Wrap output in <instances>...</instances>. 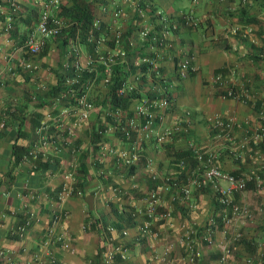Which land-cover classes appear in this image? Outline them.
Wrapping results in <instances>:
<instances>
[{"label": "crops", "instance_id": "0c3cea01", "mask_svg": "<svg viewBox=\"0 0 264 264\" xmlns=\"http://www.w3.org/2000/svg\"><path fill=\"white\" fill-rule=\"evenodd\" d=\"M15 1L21 11L12 15L8 41L0 36V121L4 123L0 130V249L11 252L22 264H35L34 252H40L45 261L53 258L57 264H100L103 246L120 244L125 249V258L115 257L113 264H148L154 254L164 256L161 264H182L183 249L178 239L189 226H202L217 213L218 207L214 203L212 185L192 188L183 200L172 198V189L162 188L165 176L171 173L179 184H184L185 172L190 173L198 166L192 161L191 169L181 168L183 177L180 170L176 171L169 163L167 148L185 149L193 144L214 154L221 170L237 176L258 170L260 179V186L249 185L232 195L236 203L247 207L250 217H236L229 223H221L212 233L211 243L198 244L200 256L194 264H248L247 260L264 264V140L255 136L258 110H264V0H248L244 6L238 0H143L150 8L164 14L190 10L198 19L197 27H179L168 34L159 49L163 77L171 84L172 105L165 123H179L181 130L160 145L153 140L141 143L140 153L151 159L150 168H145L142 161L133 168L119 166L109 155L100 160L98 148L90 142V131L98 114L94 110L88 121L75 130L71 144L59 136L57 151L51 152L50 161H37L35 169L14 162L11 150L13 144L26 147L40 119L47 113H55V109H51L52 100L45 99L42 91L55 83L57 62L61 57L56 42L49 40L46 52L32 59L37 68H21L20 62L27 56L19 40L26 30L34 27L38 15L30 13L29 9L42 7L44 0ZM112 1L123 9L118 22L122 28L139 19L127 0ZM109 3L110 0H102L91 10L93 17H100L104 24L110 23L109 13L101 12L99 6ZM246 16H254L258 23L242 25L240 22ZM137 24L139 27L140 23ZM2 26L3 16L0 15V28ZM107 31L104 30L107 39L102 49L110 46ZM135 33L131 30V41L139 44ZM78 46L84 55L87 48ZM188 57L195 70L190 77L179 78L176 65ZM216 70H221L219 73L228 78L230 85L246 89L248 96L233 99L222 95L218 84L211 81ZM212 114L231 119L233 125L228 138L217 136L210 129ZM59 128L54 126L51 131L63 136ZM104 141L115 149L127 146L126 141L113 132L105 133ZM72 143L78 152H71ZM71 166L75 167L77 189L62 203L67 216L55 227L66 247L54 243L44 249L42 235L50 221L49 210L55 204L51 199L61 180V172ZM98 167L104 169L103 176L97 174ZM151 189L159 196L151 222L159 234L156 239L137 236L144 197ZM29 210L35 211L37 221L28 226L23 236H11L10 227L18 225ZM164 212H168L166 217L161 216ZM88 218L93 223L82 228ZM108 225L114 228L110 233L105 230ZM122 231L126 234L122 235ZM235 232L239 234L236 239ZM223 245L228 247V253L220 263Z\"/></svg>", "mask_w": 264, "mask_h": 264}, {"label": "built area", "instance_id": "2783aa9c", "mask_svg": "<svg viewBox=\"0 0 264 264\" xmlns=\"http://www.w3.org/2000/svg\"><path fill=\"white\" fill-rule=\"evenodd\" d=\"M127 1L134 14L140 18V26L135 34V39L139 44L132 42L131 35H126L125 28H122L118 23L123 15V9L117 2L110 0L109 5H100L101 12L109 13L110 23L103 24L100 17H93L90 30L85 35L86 41L93 44L92 52L82 55L77 43H71L65 49L60 64L63 70H71V74L65 76L64 84L68 88L61 96H68L70 101L67 100L65 105H58L60 97L52 99L51 109H55V113H47L40 119L33 130V139L23 149L18 160L19 163L27 165L29 169H35L37 161H50L51 154H53L51 152H56L58 148L57 138H63L70 145L76 135L75 130L88 121L90 113L94 110L99 114L100 122L106 124L105 119L108 117L111 119L110 121L106 119L108 121L102 136L97 142H94L98 148V154L101 156L100 160L105 155H109L119 166L128 167L142 161L145 168H150L151 159L142 157L140 153L141 143L145 140H153L156 145H160L173 133L181 130L182 127L179 123L171 125L165 123L167 111L172 105L169 89L171 84L167 82L166 77H163L159 49L164 46L168 34L179 27L195 28L198 25V19L190 10L169 15L150 8L147 1ZM239 1L245 3L247 0ZM61 4L62 0H44L34 27L25 35L20 45L23 53L27 56L26 60L20 62L22 69H36L37 65L32 59L37 56L45 42L58 35L66 25L58 14ZM18 11L19 5L15 0H0V15L3 16L0 36H3L6 41L9 39L12 15ZM105 29L109 32L110 46L108 49L101 48L107 39L104 33ZM176 66L179 78H184L195 70L191 64V57L179 60ZM114 78L118 80L117 85H114ZM211 81L218 84L226 97L242 99L248 96L246 89L242 86L237 88V86L230 85L227 83L228 78L221 73L213 74ZM133 92L139 95L136 102L129 103L127 108L122 111L118 107L110 109L107 102L109 93L116 96H129ZM103 98L106 99V104L98 106L95 100L99 102ZM258 111V126L255 129V136L264 140V110L259 109ZM232 125L230 118H223L217 114H212L209 118V127L217 136L228 138ZM54 126H60L59 131L63 132V136L57 135L58 131H51ZM3 127L4 123L0 121V130ZM114 131L125 138L126 148L115 149L104 141L105 133H114ZM187 147L198 166L190 170L185 184L173 183L169 185L164 182L162 188L164 190L173 188L172 198L178 197L183 200L189 196L192 188L212 185L219 206L217 213L207 220L206 226H203L201 230H197L195 226H189L178 239L183 249L182 264H194L200 256L198 244L212 242L215 217H218L222 224L229 223L232 218L250 217L251 214L247 207L234 202L232 195L234 192L245 190L247 181H253L254 187L260 186V179L253 173L237 176L223 171L218 167L214 154L204 149H198L193 144H188ZM78 151L77 146L72 143L71 152ZM95 160L99 161L98 158ZM178 166L179 168L185 166L182 159L178 160ZM74 174L75 167L73 166L61 172V180L51 199V202L55 204L49 210L50 221L42 235L41 246L44 249L54 243L66 247L62 234L57 232L55 227L67 216V211L62 207V203L77 189ZM97 174L103 176L104 169L98 167ZM220 181L224 184L221 185ZM131 188L136 189L134 184L131 185ZM113 190L120 192L117 188ZM29 197L32 198L33 195L31 194ZM158 202L157 191L148 190L141 209L143 218L137 226L138 237L158 238L159 234L151 224ZM167 215L168 212L161 214L162 217ZM37 219L35 211H26L22 221L18 225L10 227L9 234L16 237L23 236L28 226ZM91 223L93 220L88 218L81 227H88ZM113 229L111 225L105 227L108 233ZM121 234L125 235L126 232L122 231ZM233 236L236 239L239 234L235 232ZM109 240H111L110 237H108V242ZM220 251L219 262L223 263L228 253V247L223 245ZM115 257L124 260L125 249L122 245H105L101 253L100 264H113ZM163 260L162 254H154L148 264H161ZM32 261L35 264H46L45 262L57 264L50 257L45 261L40 252L32 254ZM250 261L246 262L252 264ZM0 263L22 264L14 258L11 252L2 249H0Z\"/></svg>", "mask_w": 264, "mask_h": 264}, {"label": "trees", "instance_id": "16d2710c", "mask_svg": "<svg viewBox=\"0 0 264 264\" xmlns=\"http://www.w3.org/2000/svg\"><path fill=\"white\" fill-rule=\"evenodd\" d=\"M223 1V0H222ZM239 1V0H238ZM102 2V0H67L65 2H63L60 6V10L58 11L59 16H61V18L63 19V21L66 23V25L62 28V30L60 31V33L50 39H48L43 48L38 52L36 57H40L42 56L45 52H46V48L48 45V41L52 40L53 42H56V44L59 47V55L62 58L63 53L65 52V49L69 47V44L71 43H77L79 45L85 46L87 48V52H92V48H93V44L92 43H88L85 39V35L86 33L90 30V26H91V21L93 19V15H92V11H91V5H95L96 4H100ZM248 0L245 3H241L239 1V4L241 5H245L247 4ZM104 3V2H103ZM42 7L39 6L38 7H32L30 8L29 12L35 15L37 13H39L38 11L41 10ZM19 11H21V9H19ZM18 11V12H19ZM18 12H16L15 14H18ZM139 18V17H138ZM131 21V18H130ZM134 24L131 25L128 24L127 27L125 28V33L126 35H131V30H134V32H136L138 24L140 22V18L139 19H134ZM12 23V22H11ZM36 23V22H35ZM34 23V25H35ZM242 25L245 26H250V25H254L256 23H258V20L254 17V16H246L243 20H241L240 22ZM104 24V23H103ZM132 26V27H131ZM197 27V26H196ZM186 28H190V27H186ZM32 29V28H31ZM30 28L28 30H26V33L22 35V37L20 38L19 42L20 45L22 44L23 38L25 37V35L31 30ZM12 30V24H11V29ZM106 30V29H105ZM9 31V33H10ZM108 32V31H107ZM136 34V33H135ZM9 36V35H8ZM136 36V35H134ZM68 46V47H67ZM84 47V48H85ZM140 52V50H139ZM135 54V52H134ZM61 59H58L57 62V69L55 72V83L48 86L47 88H44V90L42 91L43 97L46 99H54L56 97H60L58 100V105H65L66 101L69 100L70 98L68 96H61L68 87L65 86L64 84V80H65V76L70 75L71 74V70H63L61 68ZM221 72V70H216L214 74ZM118 77V75H117ZM115 79V78H114ZM118 80L115 79V83L114 85H117ZM225 95V94H222ZM66 97V98H64ZM139 95L137 93H131V95L129 96H116L113 93H109V99L107 100V102L110 105V109H114L116 107H118L119 109L124 110L125 108H127L129 103H134L138 100ZM39 99V98H38ZM41 99V98H40ZM95 103L98 106H104L106 104V99L103 98V100L97 102V100H95ZM132 115V113H131ZM108 117V116H107ZM109 121L111 120L109 117L106 118ZM105 119V123L100 122L99 120V114L95 115L94 118V126H92L91 131H90V141L91 142H97L99 140V138L102 136V133L104 131V129L106 128L107 125V121ZM114 133L123 141H126L125 138H123L122 136H120V134L116 133V131H114ZM176 134L173 133L172 135ZM171 135V136H172ZM170 136V137H171ZM22 146L13 144L12 146V155H13V161L14 162H18L22 152H23ZM166 154L168 155L169 159V163L172 164V167L177 171V169L180 170L181 175H183L184 177V173H182L185 169V166L189 169H191L194 166V163H191L192 161L194 162V159L192 158V155L190 153V150L188 147L181 148V149H177L174 147H170L167 148V152ZM143 157V156H142ZM143 159V158H141ZM182 159L184 161V167L183 169L179 168L178 166V160ZM139 163V162H138ZM135 165H131V167L133 168ZM183 170V171H182ZM258 171V170H257ZM253 172V174L259 175V171L258 172ZM175 175V173H173ZM189 172H185V178H187ZM163 180H166L165 182L168 183L169 185L174 184H179V182L177 181V177H173L172 174L170 173L169 175L165 176L163 178ZM186 183V181H185ZM184 183V184H185ZM182 185V184H179ZM249 185H253L254 186V182L253 181H247L246 182V187H248ZM173 190V188H169V190ZM214 195V203L217 204L216 201V195ZM235 202V201H234ZM217 211L219 210V206L216 209ZM215 230L218 229L219 225L221 224L220 220L218 217H215ZM207 225V221L202 225L197 227V230H201L203 228V226Z\"/></svg>", "mask_w": 264, "mask_h": 264}, {"label": "rangeland", "instance_id": "374dc122", "mask_svg": "<svg viewBox=\"0 0 264 264\" xmlns=\"http://www.w3.org/2000/svg\"><path fill=\"white\" fill-rule=\"evenodd\" d=\"M90 7H91V10L94 11V9H95V5L92 4ZM187 77H190V74H188V75L186 76V78H187ZM183 129H184V128H183Z\"/></svg>", "mask_w": 264, "mask_h": 264}]
</instances>
